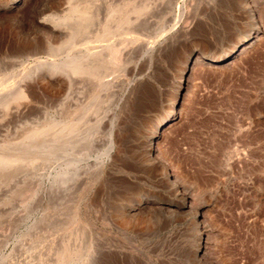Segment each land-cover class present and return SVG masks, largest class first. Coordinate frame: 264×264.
<instances>
[{"label": "rangeland", "instance_id": "obj_1", "mask_svg": "<svg viewBox=\"0 0 264 264\" xmlns=\"http://www.w3.org/2000/svg\"><path fill=\"white\" fill-rule=\"evenodd\" d=\"M68 1L59 2L58 15L66 19L59 33L35 21L57 12L50 0H34L19 24L0 7V94L14 95L0 103V155L15 160L0 168V264H264V30L227 61L214 62L209 55L222 53L232 35L248 27L241 2L184 0L177 24L164 23L169 29L163 37L172 34L179 41L166 45L143 71L142 90L133 95L121 126L118 159L107 161L97 179L90 171L79 173L59 198L55 144L63 91L52 70L33 71L38 61L57 66L65 51L72 26ZM252 2L264 29V0ZM174 12L182 14L177 7ZM180 27L188 30L180 34ZM147 33L137 32L139 41L150 40ZM191 49L200 57L181 92L180 112L160 127L157 144L154 140L175 181V195L156 175L157 165L143 161L144 141L166 105L178 61ZM126 73L120 72L122 88L138 76L139 67ZM24 82L34 88L20 99L15 90ZM113 98L105 99L104 109ZM99 129L91 148L77 151L80 164L103 156L105 135ZM182 195L192 208L199 207L196 214L162 211ZM194 220H200L198 227ZM198 228L206 241L203 261L193 256Z\"/></svg>", "mask_w": 264, "mask_h": 264}, {"label": "bare ground", "instance_id": "obj_2", "mask_svg": "<svg viewBox=\"0 0 264 264\" xmlns=\"http://www.w3.org/2000/svg\"><path fill=\"white\" fill-rule=\"evenodd\" d=\"M33 1L0 0V2H2L0 3V7H5L7 12H9L7 16L9 18L11 17L10 20L18 22L19 24L24 16L30 15L29 13L31 10H29V6L33 3ZM50 1L53 2L52 5H57V12L56 10L49 13L47 12L48 14L41 17L38 16L39 18L35 21L38 24L43 25L51 33H59L60 29L65 28L64 21L66 20V17H64L65 20H63V18H60L61 16L59 17L58 15V12L60 11L58 6L61 0ZM68 2L70 3L72 15L70 18L68 17L70 14H68L67 18H70L68 20H71L72 26L69 30L70 36L65 41V51H63L62 55L57 57V66L50 63H47L48 65H46L43 61H38L36 62L37 65L33 71H40L39 69L44 67L49 69H47L48 72L52 70L53 74L57 75V83H54L57 84V88L60 91H63V97L60 100L61 106L59 109V117L57 119V143L55 144V150H57V173L55 175L57 176V181L55 180V183L57 182V187L56 185L55 187L57 189V194H59V198L65 197V193L74 186L79 173L82 174L90 171L91 173H94L93 175L96 176L97 179V175L101 176L103 173V169L106 166L107 161L109 163L112 159H118V153L121 151L120 148L123 143V123L126 120V116L130 114L129 112H131L130 106L132 104L131 101L133 95L135 97V94L137 95V93L142 90L139 85L144 80V76L146 75L143 71L148 70L147 68L150 67V62L156 58L159 53L164 51L166 45L168 46L171 43L179 41L176 36L173 37L171 36L172 34L170 35L172 32L171 30L169 33L170 37H163L165 34V28L169 29L166 27L167 25H164V23L171 20V24L176 23L184 14V11L182 10L184 0H180V2H178V0H69ZM240 2L246 17L249 19V23L247 25L248 27H244V29L240 32L235 33L234 36L232 35V37L228 40L227 45H225V49L222 53L217 52L218 54H214L215 52H213L209 55V59H212L214 62L227 61L229 57L240 52L245 46L252 44V42L258 39L260 34L263 33V26H261V23L259 24V20L256 16V9L259 7L255 9V5L252 4V0H240ZM52 5L50 7H52ZM174 7L180 9L182 14L174 12ZM149 11L155 16L154 20L149 18L147 14ZM146 14L148 17L145 16ZM64 16H66V14ZM25 19H27L26 21H32L29 16ZM175 27L176 25H173L171 29L174 28L175 30ZM185 27H180L176 31L181 34L182 32L188 30ZM187 28L189 27L187 26ZM142 31L144 33L147 31L148 33L146 37L149 39L150 35L151 39L146 41L142 39L141 41L143 42L139 41L140 37L137 35V32ZM66 35L67 34H65V36ZM176 35L178 36V34ZM138 41L140 43L136 45V42ZM182 46L183 45L181 44V47ZM136 55L140 56V59H137L138 61L133 64L132 62L135 60ZM198 56L200 57V55L192 51V49L189 50V52L182 54V58H180L176 67V81L171 87L170 94L166 99V105L162 109L161 114L156 117L154 121L152 120L154 123L153 126H151L148 132L146 131V136L144 135L145 160L143 161H146L147 164L148 162H150V164L155 163L154 167L156 165L158 166L155 167L156 175L159 177L160 181L170 187L171 192L175 195L179 194L178 190H176L175 181H173L174 179L171 176V171L169 172L160 151L155 149L154 140L160 127L170 119L173 120V118L179 114V100L181 92L187 81L186 79L190 74L191 66ZM137 66L139 67L138 76H133V79L131 81L129 80L125 87L122 88V84L126 82H123L125 79L122 81L123 76L120 75V72L124 71L131 74ZM26 82L22 83L20 87L15 90L16 93L14 92L20 99L24 98L25 95L23 93L25 90H31L34 88L32 82ZM113 95V101L111 100V102H113L112 105L108 99L110 102H108V104L111 106L106 108L108 106L106 103L107 105L105 104L106 107L104 109L103 103L105 102V99H107L108 96L111 98ZM10 96L11 93L9 92L1 93L0 103L4 105L12 100L14 95L12 97ZM65 99L68 101H65ZM98 128H102L105 135L104 148L102 151L103 156L98 159L96 158V160L91 162L90 165L86 164V162H84V164H80V160L82 159H80L81 157L77 158L78 156H76V153L77 151H80L79 149L88 150L91 148L93 142L95 141L94 138L98 132ZM44 130L47 131L46 129ZM103 130L100 131L99 129L100 132ZM129 146L130 145H128V147ZM81 153L84 152L81 151ZM2 156L0 155V168L8 167L15 161L14 158L12 161L10 160L11 156L9 159L6 158L8 155L4 156V158ZM138 157L139 156H137V158ZM27 163L29 164V162ZM32 163L33 162H31V164ZM85 182L86 181L84 180V183ZM107 182L108 181H106V183ZM79 188L77 186V190ZM74 190L76 189L74 188ZM72 192L75 191L72 190ZM69 196L76 197L74 194ZM179 199L180 202L178 204L174 203L176 204L175 206H171L170 209L167 207L166 209L163 208L162 211L168 214V216H177L180 213H185L186 215H194L197 213L199 207L192 208L190 199V201H187L184 195L179 196ZM193 222L196 226L199 224L200 220H194ZM202 230L203 229L201 228L195 230L197 232V236L195 238L197 242L195 249L193 250V256L199 261H203L204 250L206 248V241ZM3 240L6 242V239L3 238ZM208 264L211 263L208 261Z\"/></svg>", "mask_w": 264, "mask_h": 264}]
</instances>
